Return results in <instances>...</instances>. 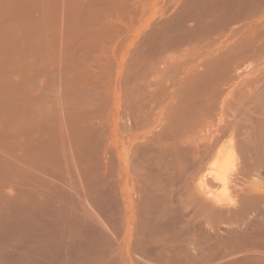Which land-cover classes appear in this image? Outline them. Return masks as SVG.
<instances>
[{
  "label": "rangeland",
  "instance_id": "374dc122",
  "mask_svg": "<svg viewBox=\"0 0 264 264\" xmlns=\"http://www.w3.org/2000/svg\"><path fill=\"white\" fill-rule=\"evenodd\" d=\"M223 1L0 0V264L264 259V1Z\"/></svg>",
  "mask_w": 264,
  "mask_h": 264
},
{
  "label": "bare ground",
  "instance_id": "6f19581e",
  "mask_svg": "<svg viewBox=\"0 0 264 264\" xmlns=\"http://www.w3.org/2000/svg\"><path fill=\"white\" fill-rule=\"evenodd\" d=\"M263 1H264V0H263ZM222 2H225V1L222 0ZM224 4H226V3H224ZM224 4H223V5H224ZM223 7H224V6H223ZM225 7H226V6H225ZM225 9H226V8H225ZM227 9H228V8H227ZM253 10H254V9H253ZM254 11H255V10H254ZM254 11H253V12H254ZM223 12L225 13L224 10H223ZM223 12H222V15H223ZM227 12H228V11H227ZM253 12H252V14H253ZM219 13H220V12H219ZM219 13H218V15H219ZM256 13H257V12H256ZM220 15H221V14H220ZM224 15H225V14H224ZM226 16H227V13H226ZM226 16H225V17H226ZM220 18H221V16H220ZM226 18H227V17H226ZM224 19H225V18H224ZM219 20H220V19H219ZM222 20H223V19H222ZM226 20H227V19H226ZM263 22H264V21H263ZM221 23H222V22H221ZM223 23H224V22H223ZM261 23H262V22H261ZM261 23H259V26H257V27H259V28H256V30L254 31V32L259 31L258 35H257L256 33H255V35H250V34L248 35V34H246V35L249 36V37L247 36L248 39H246V42L244 41V42L247 43V44H243L244 46L246 45V46H245L246 48H244V49H240V52H242V50H243V52H244V54H245V53H246V52H245V49L248 50V49H250V47L253 45L254 47H252V48H255V51H256V54H257L256 56H258V57L261 58V60H262L263 55H264V23H263V24H261ZM216 24H217V23H216ZM214 25H215V24H214ZM224 25H225V24H224ZM224 25H223V27H224ZM221 26H222V25H221ZM225 27H226V26H225ZM204 28H206V27H204ZM215 28H216V27H215ZM218 29H219V27H218ZM218 29H217V30H218ZM253 29H254V28H253ZM259 29H260V30H259ZM201 30H202V29H201ZM219 30H221V29H219ZM249 32H250V31H249ZM254 32H253V34H254ZM251 34H252V32H251ZM243 40H244V39H243ZM247 40H248V41H247ZM239 42H240V41H239ZM238 44H239V43H238ZM244 46H243V47H244ZM205 47H206V46H205ZM235 47H236V46H235ZM235 47H234V51H235V49H236ZM243 47H242V48H243ZM238 49H239V48H238ZM200 50H201V49H200ZM237 51H238V50H237ZM201 52H202V51H201ZM235 52H236V51H235ZM243 52H242V54H243ZM250 53H251V52H250ZM253 53L255 54V52H253ZM224 54H225V53H224ZM226 54H227V53H226ZM235 56H237V55H235ZM241 56H242V55H241ZM244 57H245V56H244ZM248 57H250V56H247V58H248ZM220 59H221V58H220ZM220 59H217V61L220 60ZM227 59H228V62H227ZM217 61H216V63H217ZM222 61H223V60H222ZM222 61H221V63H224V62H222ZM224 61H226L227 63L230 62L228 57H227L226 59H224ZM218 62H219V61H218ZM226 62H225V63H226ZM263 62H264V61H263ZM219 63H220V62H219ZM225 63H224V64H225ZM227 63H226V64H227ZM232 63H233V62L231 61V65H232ZM217 64H218V63H217ZM262 64H264V63H262ZM215 65H216V64H215ZM227 65H230V64H227ZM231 65H230V66H231ZM218 66H219V65H218ZM225 66H226V65H224V67H223V65H222L221 67H223V68L219 69L218 72L221 70L220 73H222V74L224 75V73L222 72V70H224V68H225V71L228 69V68L226 69L227 66H226V67H225ZM228 67H229V66H228ZM232 67H233V66H232ZM213 68H214V67H213ZM213 68H211V70H212ZM214 69H215V68H214ZM230 69H231V68H229L228 71H229ZM232 69H233V68H232ZM216 71H217V69H216ZM225 71H224V72H225ZM228 71H226V72H228ZM209 72H210V71H209ZM229 72H230V71H229ZM220 73H219L218 76L221 75ZM207 74H208V73H207ZM228 74H229V73H228ZM259 74H260L261 79L264 80V67L260 69V73H259ZM225 75H226V74H225ZM218 76H217V78H218ZM221 76H222V75H221ZM225 77H226V76H225ZM230 77H231V76H230ZM223 78H224V77H223ZM219 79H220V78H219ZM261 79H260V80H261ZM228 80H229V75H228ZM255 80H256V79H255ZM262 80H261V82H262ZM229 81H230V80H229ZM258 81H259V80H258ZM259 82H260V81H259ZM262 83H263V82H262ZM262 83H261V84H262ZM248 84H249V83H248ZM250 86H251V84H250ZM258 87H259V86H258ZM262 89H264V88H262ZM214 91H215V90H214ZM262 91H263V90H262ZM218 93H219V92H218ZM186 94H187V93H186ZM175 95H176V94H175ZM171 105H172V106H175V105H173V104H171ZM230 105H231V104H230ZM177 106H178V105H177ZM169 108H170V107H169ZM172 108H174V111H175V108H176V107H171V110H170L171 112H172ZM178 108H179V107H178ZM178 108H177V109H178ZM262 109H263V108H262ZM262 109H261V110H262ZM175 112H176V111H175ZM177 112H178V111H177ZM189 112H191V111H189ZM189 112H188V113H189ZM257 112H258V114H259V112H261V111L257 110ZM172 113H173V112H172ZM169 114H170V113H169ZM176 114H179V113H176ZM176 114H175V115H176ZM260 114H261V113H260ZM172 115H174V114H172ZM172 115H171V117H172ZM175 115H174V116H175ZM166 116H167V115H166ZM174 116H173V119H172V120H174ZM176 116H177V115H176ZM176 116H175V118H178V117H176ZM178 116H179V117H182V116H180V115H178ZM169 117H170V115H169ZM169 117H168V118H169ZM260 117H261V118L259 119V121H261V123H264V110H263V112H262V115H260ZM166 118H167V117H166ZM168 118H167V119H168ZM178 119H179V118H178ZM165 120H166V119H165ZM175 120H176V119H175ZM175 120H174V121H175ZM197 120H198V119H197ZM163 121H164V120H163ZM167 121H168V120H167ZM167 121H166V122H167ZM170 121H171V118H170ZM174 121H171V123H173ZM179 121H180V120H178V121L176 120V123L179 122ZM185 121H187V119H186ZM185 121H184V122H185ZM190 122H191V121H190ZM195 122H196V121H195ZM223 122H225V121H223ZM167 123H168V122H167ZM167 123H166V124H167ZM176 123H175V124H176ZM187 123H188V122H185L186 125H187ZM193 123H194V122H193ZM166 124H165V125H166ZM168 124H169V123H168ZM179 124H180V122H179ZM185 124H184V125H185ZM188 124H189V123H188ZM199 124H200V123H199ZM225 124H226V122H225ZM228 124H229V123H228ZM169 125H170V124H169ZM171 125H172V124H171ZM181 125H183V124H182V120H181ZM186 125H185V126H186ZM176 126H177V125H176ZM176 126L172 125V126H170L169 128L171 129V127H174V129H175ZM191 126H192V125H191ZM198 126H199V125H198ZM198 126H197V127H198ZM261 126H262V125H261ZM167 127H168V125H167ZM177 127H178V126H177ZM197 127H196V128H197ZM226 127H227V126H226ZM169 128H166V129H168V133L170 132L169 135L172 133V136H173V135H175V133H176V135H175V136H176L175 140L178 139L180 136H177V135H179V134L181 133V132L179 131V129H178L179 127L175 129V130H178V131H179V134H177V133H178L177 131H176V132H173V131H175L173 128L171 129V130H173V131L169 130ZM183 128H184V126H183ZM224 128H225V127H224ZM190 129H191V128H190ZM163 130H164V129H163ZM184 130H187V128L184 129ZM262 130H264V128H263ZM189 132H190V131H189ZM260 132H261V131H260ZM260 132H259V133L256 132V133H258V136H259V137L256 135V133L254 134V135L258 138V140H256V141L254 140V141H255V145H256V144H257L256 142H258V141L260 140L261 142H260V143L258 142V144H257V145L259 146L258 148H261V149L264 150V132H261V133H263V134H261ZM168 133H167V136H168ZM173 133H174V134H173ZM160 134H161V133H160ZM164 134H166V133H164ZM181 134H182V133H181ZM184 134H186V133H184ZM259 134H261L262 136H260ZM254 135H252V137H253ZM157 136H158V135H157ZM164 136H166V135H164ZM175 136H174V137H175ZM248 136H249V135H247V136H245V137L247 138ZM162 137H163V136H162ZM169 137H170V139H173V140H174V138L171 137V135H170ZM177 137H178V138H177ZM252 137L249 136V139L252 138ZM256 137H255V139H257ZM157 138H159V136H158ZM253 138H254V137H253ZM155 139H156V138H155ZM167 140H168V139H167ZM180 141H181V140H180ZM249 141H251V140H249ZM249 141H248V139H247V142H248V143H249ZM166 142H167V141H166ZM170 142H172V140H170ZM178 142H179V141H177V143H178ZM251 142H252V141H251ZM171 144H172V143H171ZM173 144H174V143H173ZM250 144H251V143H250ZM169 145H170V144H169ZM252 145H254V144H252ZM255 145H254V146H255ZM250 146H251V145H250ZM176 147H177V145H176ZM256 147H257V146H256ZM251 148H255V147L252 146ZM174 149H175V148H174ZM256 149H257V148H256ZM177 151H178V150H177ZM262 152H263V151H262ZM177 153H178V152H177ZM178 154H179V153H178ZM175 155H176V154H175ZM177 157H178V156H177ZM176 159H177V158H176ZM177 160H178V159H177ZM175 161H176V160H175ZM178 161H179V160H178ZM175 163H177V162H175ZM172 164H174V162H173ZM177 164H178V163H177ZM175 165H176V164H175ZM214 165L216 166V168H218V172H219V173H218V178H219L220 180H223V181H224V180H227V179L229 178V172H230L229 166L231 165V160H230V158L228 157V155L224 154L223 152H219V157H218L216 163H214Z\"/></svg>",
  "mask_w": 264,
  "mask_h": 264
},
{
  "label": "crops",
  "instance_id": "0c3cea01",
  "mask_svg": "<svg viewBox=\"0 0 264 264\" xmlns=\"http://www.w3.org/2000/svg\"><path fill=\"white\" fill-rule=\"evenodd\" d=\"M257 263L264 264V259L249 260L242 257L227 258L223 261L222 264H257Z\"/></svg>",
  "mask_w": 264,
  "mask_h": 264
}]
</instances>
